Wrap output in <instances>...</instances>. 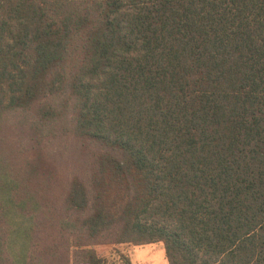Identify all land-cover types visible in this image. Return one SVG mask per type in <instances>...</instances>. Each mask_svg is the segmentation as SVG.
<instances>
[{
	"label": "trees",
	"instance_id": "trees-1",
	"mask_svg": "<svg viewBox=\"0 0 264 264\" xmlns=\"http://www.w3.org/2000/svg\"><path fill=\"white\" fill-rule=\"evenodd\" d=\"M63 95L99 149L57 222L70 257L114 263L92 248L112 232L167 264H264V0H0V124ZM13 170L0 156V264H42Z\"/></svg>",
	"mask_w": 264,
	"mask_h": 264
},
{
	"label": "rangeland",
	"instance_id": "rangeland-1",
	"mask_svg": "<svg viewBox=\"0 0 264 264\" xmlns=\"http://www.w3.org/2000/svg\"><path fill=\"white\" fill-rule=\"evenodd\" d=\"M46 103H51L54 115L39 121L37 112ZM72 103L66 95L51 102H36L26 112L5 115L0 124V156L15 169L18 176L13 170L14 181L26 182L42 207L35 243L42 264H80L67 254L72 238L67 231L61 234L57 222L65 211L71 179L88 183L99 149L75 133ZM111 240L112 232L105 233L92 246L97 255L114 262L111 264H122L115 251L126 256L130 264H167L161 242L110 245Z\"/></svg>",
	"mask_w": 264,
	"mask_h": 264
}]
</instances>
